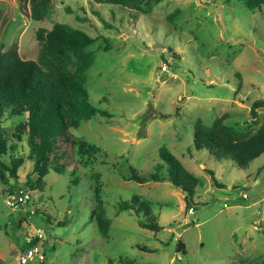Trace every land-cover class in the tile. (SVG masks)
Masks as SVG:
<instances>
[{
    "label": "rangeland",
    "instance_id": "1",
    "mask_svg": "<svg viewBox=\"0 0 264 264\" xmlns=\"http://www.w3.org/2000/svg\"><path fill=\"white\" fill-rule=\"evenodd\" d=\"M176 6L180 12L168 22L166 15ZM142 7L54 0L48 16L34 19L29 4L0 0V51L15 46L21 57L36 58L37 29L56 21L98 36L87 47L93 62L85 87L90 101L108 112L71 128L98 151L83 157L73 151L62 159V172L50 170L42 188L32 191L35 212L29 213L27 204L12 208L0 195L5 263L17 264L25 235L36 227L47 236L45 258L27 264H235L239 259L252 264L264 257V151L239 167L193 144L197 118L210 124L224 115L226 124L253 131L264 120V107L255 120L249 115L251 101L264 98V3L249 9L241 0H153ZM15 119L6 116L2 123ZM163 145L198 178L188 204L192 211L185 192L168 178H123L130 166L140 174L154 170L163 162ZM17 152L27 154L25 136ZM32 167L25 159L17 178L5 170L8 180L0 181V189L23 185ZM133 194L150 202L151 213L144 216L154 217L159 229L143 227L135 214L117 209ZM97 199L110 220L107 234L93 218ZM60 220L64 223L57 224ZM178 239L184 253L176 250Z\"/></svg>",
    "mask_w": 264,
    "mask_h": 264
},
{
    "label": "trees",
    "instance_id": "2",
    "mask_svg": "<svg viewBox=\"0 0 264 264\" xmlns=\"http://www.w3.org/2000/svg\"><path fill=\"white\" fill-rule=\"evenodd\" d=\"M18 1L22 5L29 4L30 15L34 19L48 16L54 6V0ZM104 1L140 11L142 5L148 7L153 0ZM241 1L249 9L260 8L264 3V0ZM179 12L180 7L176 6L166 15L167 21L172 23ZM105 25L108 23L105 22ZM36 38L40 43L36 58L21 57L15 46L0 51V181L8 180L5 170L9 176L17 178L18 168L25 159H30L32 171L27 174L23 185H20L28 190L42 188L50 170L62 172L66 166V161L62 159L73 151L81 154V157L97 152L96 145L84 137L75 136L71 128L91 118L96 112L108 115L106 110L90 101L85 87L87 69L93 62V55L87 47L98 36H92L83 28L68 22L56 21L50 28L39 27ZM103 39L106 40L103 49L107 50L110 43L105 36ZM262 107L264 98L253 99L249 107L250 118L255 120ZM159 114L164 118L170 115ZM6 116L16 117L15 122L3 125ZM224 117L217 116L210 124L203 123L201 118L195 119L194 147L204 148L216 158L231 159L237 166L246 167L264 151V120L253 131L249 127L234 128L224 122ZM24 136L28 146L27 154L17 152ZM159 155L163 162L157 164L154 170L140 174L130 166V172L123 174V178L138 182L168 178L185 192V204L188 206L199 183L198 178L166 146L159 147ZM164 167L166 173L162 172ZM207 171L215 184L222 185L213 169L207 168ZM97 201L98 208L93 209V218L100 232L107 234L110 220L105 214L102 199ZM31 204L35 205V201H31ZM117 209L135 214L139 225L143 227L153 230L160 228L154 217L144 216L151 213V204L140 195L133 194L121 200ZM62 223L63 220L57 221V224ZM176 250L183 253L186 250L181 239L177 241ZM0 264L7 263L0 257ZM235 264L249 263L239 259ZM252 264H264V257L253 259Z\"/></svg>",
    "mask_w": 264,
    "mask_h": 264
},
{
    "label": "built area",
    "instance_id": "3",
    "mask_svg": "<svg viewBox=\"0 0 264 264\" xmlns=\"http://www.w3.org/2000/svg\"><path fill=\"white\" fill-rule=\"evenodd\" d=\"M8 189H0V195L5 198V203L12 208L23 209L24 205L30 206L32 209L29 213L35 212L36 207L31 204L33 199V190L25 189L20 185L8 184ZM246 194L243 193V196ZM30 202V204H29ZM191 211L192 208L190 207ZM28 213V212H27ZM26 244L25 250L21 251L18 255L17 264H27L34 257L39 260L45 258L44 246L48 244L47 236L41 227H36L31 234H26L24 237V245Z\"/></svg>",
    "mask_w": 264,
    "mask_h": 264
},
{
    "label": "water",
    "instance_id": "4",
    "mask_svg": "<svg viewBox=\"0 0 264 264\" xmlns=\"http://www.w3.org/2000/svg\"><path fill=\"white\" fill-rule=\"evenodd\" d=\"M251 183V181H248L246 184Z\"/></svg>",
    "mask_w": 264,
    "mask_h": 264
}]
</instances>
